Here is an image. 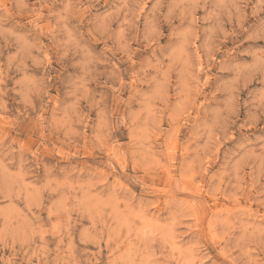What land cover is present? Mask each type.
<instances>
[{
	"label": "rangeland",
	"instance_id": "rangeland-1",
	"mask_svg": "<svg viewBox=\"0 0 264 264\" xmlns=\"http://www.w3.org/2000/svg\"><path fill=\"white\" fill-rule=\"evenodd\" d=\"M0 264H264V0H0Z\"/></svg>",
	"mask_w": 264,
	"mask_h": 264
}]
</instances>
